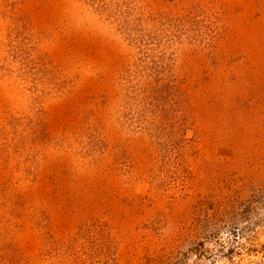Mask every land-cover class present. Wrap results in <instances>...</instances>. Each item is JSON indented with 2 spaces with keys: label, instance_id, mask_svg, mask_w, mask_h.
Wrapping results in <instances>:
<instances>
[{
  "label": "rangeland",
  "instance_id": "1",
  "mask_svg": "<svg viewBox=\"0 0 264 264\" xmlns=\"http://www.w3.org/2000/svg\"><path fill=\"white\" fill-rule=\"evenodd\" d=\"M259 189L264 0H0V264H225Z\"/></svg>",
  "mask_w": 264,
  "mask_h": 264
},
{
  "label": "trees",
  "instance_id": "2",
  "mask_svg": "<svg viewBox=\"0 0 264 264\" xmlns=\"http://www.w3.org/2000/svg\"><path fill=\"white\" fill-rule=\"evenodd\" d=\"M209 221L188 255L222 259L225 264H264V242L260 239L264 235V189L215 212Z\"/></svg>",
  "mask_w": 264,
  "mask_h": 264
}]
</instances>
